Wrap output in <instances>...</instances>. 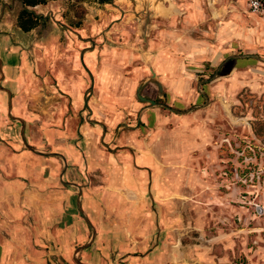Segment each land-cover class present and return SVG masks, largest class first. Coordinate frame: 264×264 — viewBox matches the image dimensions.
Instances as JSON below:
<instances>
[{
	"label": "rangeland",
	"instance_id": "1",
	"mask_svg": "<svg viewBox=\"0 0 264 264\" xmlns=\"http://www.w3.org/2000/svg\"><path fill=\"white\" fill-rule=\"evenodd\" d=\"M5 2L12 0H0V12ZM9 5L0 19V49L7 47L4 60L19 64L14 78L3 66L8 80L1 85L18 86L14 116L26 121L29 144L103 160L98 170L85 161L83 169H74L64 155L69 175H62L60 156L35 153L20 133L0 132V155H13L11 149L33 155L32 166L18 167L25 180L9 183L39 177L43 192L59 193L53 200L64 206L57 216L66 221L78 211V191L65 181L81 185L83 194L85 188L86 198L97 196L104 185L135 186L134 171L131 179H118L124 173H118L117 163L126 164L127 157L143 170L138 183L147 203L152 201L147 210L153 227L145 219L143 230L151 226L154 235L180 234L188 250L185 262L191 264H264V210L259 208L264 205V14L253 12L247 0H48L30 7L43 18L24 32L17 24L22 3ZM82 7L80 18L76 12ZM84 49L93 91L81 61ZM229 58H236L237 66L218 75ZM107 84L114 99L104 102ZM140 87L158 104L139 100ZM7 107L8 93L0 87V122L11 132L14 120ZM14 123L21 129L20 121ZM82 124L90 127L87 134L80 131ZM51 129L63 130L61 142L71 148L50 142L45 135ZM6 135L22 146H13ZM48 192L42 199H52ZM72 195L73 206H66ZM76 219L88 225L80 212ZM90 238L91 233L75 241L72 251ZM61 245L58 241L55 248L62 251ZM59 253L58 264H77L72 255L66 262ZM79 258L89 264L82 254Z\"/></svg>",
	"mask_w": 264,
	"mask_h": 264
},
{
	"label": "crops",
	"instance_id": "2",
	"mask_svg": "<svg viewBox=\"0 0 264 264\" xmlns=\"http://www.w3.org/2000/svg\"><path fill=\"white\" fill-rule=\"evenodd\" d=\"M6 50L7 47L0 49V59L3 58ZM2 61H4L5 72L8 73V70H10L11 78H14L13 68L19 63L10 57L7 60L3 58ZM3 79H5V75ZM3 79L0 80L2 81ZM6 80L8 79L6 78ZM107 80L108 83L113 84L112 79L108 78ZM12 84L10 86L13 96L12 113L14 115V111L18 107L16 96L18 86L16 83ZM110 87L111 85L107 84V87L103 88L102 99L104 102L114 99L109 89ZM8 113L7 107V115ZM13 120L11 132L4 129L2 122H0V132L2 134L9 132L14 135L18 133L22 135L23 125L19 129L17 123H14L19 120ZM89 128L82 124L80 131L83 134H87ZM26 130L28 131V136L30 132L27 124L25 134ZM12 136L6 135L5 138L13 144V141H11ZM45 136L49 138L50 142H55L56 145L61 143L65 149L71 148V144L61 142L63 130L51 129L46 131ZM13 138L16 140L15 136ZM17 145L22 146V143L14 141L13 146ZM38 147H40L39 144ZM10 148L14 147L8 145V149ZM21 150L13 151L11 149L10 151L14 152L13 155L7 153L0 155V264H58L61 259L60 255H57L60 254L59 252L66 258V262H69L68 258L71 255L74 258L75 250L72 251V246H75L74 242L88 239L90 233L92 238L93 231L91 230L92 232H90L88 225H82L76 219L77 213L80 212L79 209L69 214L68 220L72 221L70 224L68 220H64L62 215L57 216L60 213L58 210L64 207L57 204L58 200H53V197L59 195V193L51 194L47 190L43 192L39 185V177L33 176L31 182H29L30 177H28V182L22 183V185L19 182L17 185L9 183L11 179L25 180L24 169L18 171V167L29 163L33 155ZM56 151L60 153L62 150H51V152ZM70 152H72L69 155L70 157L64 151L61 154L67 155L68 162L73 165L74 169H83V162L85 161L86 164L98 170L103 161L99 159V155H92V153L84 155L80 153L78 155L72 150ZM115 158L116 156L112 155V162ZM140 158L141 156H136V159L139 160ZM29 164L32 166L31 163ZM117 165L116 170L118 173H124L122 176L118 175L119 181L121 179V181L125 182L127 177L131 179L130 175L134 171L135 175H137L135 186L129 185L130 187H128L124 185L125 183L119 186L104 185L100 192H98L99 190L96 191L97 196L87 195L88 198L85 196L87 193L84 188L86 194H82V205L83 208L89 210V218L94 224L97 234L92 245L83 249L79 256L82 254L83 260L89 264H191L190 262H185L188 250L182 248L184 246L182 245L180 234L169 237V233L166 230L160 234H152L150 228L154 220L153 213L147 210L151 209L152 201L147 203L145 188L138 183L143 177V170L136 166L135 161L133 163L127 157L126 164L117 163ZM64 175H69V171L66 174L64 173ZM138 176H141V178ZM47 192L52 199H42V195L47 194ZM99 194H101L100 197ZM74 196L72 195V202L70 201L69 205L66 206H73ZM134 196L136 198L132 199L131 197ZM75 204H77V199ZM145 219L146 224H151L147 231L143 230ZM77 223L81 226L80 229H77ZM58 241L62 244V251L55 248L58 245ZM53 243H56V245L54 244L55 247ZM191 251L193 250L191 249Z\"/></svg>",
	"mask_w": 264,
	"mask_h": 264
},
{
	"label": "water",
	"instance_id": "3",
	"mask_svg": "<svg viewBox=\"0 0 264 264\" xmlns=\"http://www.w3.org/2000/svg\"><path fill=\"white\" fill-rule=\"evenodd\" d=\"M14 1L15 0H12V3H14ZM18 1H20L22 3V5L25 4V2H24L25 0H18ZM2 16H3V14L0 15V19L2 18ZM84 53H85V49L81 53V61H82L84 67L87 69V71H88V73H89V75L91 77V80H92V83H91V91H93L95 78H94V75H93L92 71L86 66V63H85V60H84ZM0 72L2 74L1 79H3L4 78V71H3V61H2V59H0ZM153 76H155V73H153ZM154 81L157 83V85L159 86L160 90L162 91V84L160 82L156 81V80H154ZM0 87L3 90L7 91V93H8V112H9L8 115H9V117H11L12 119H17V120H19V121L22 122V125H23V127H22V139H23V142H24L25 146L28 149L34 151L35 153H39V154H42L44 156H60L63 159L64 163H65L64 164V168H63V173H62V175H64V173L66 171V168H67V161H66L65 156L63 154H61V153H58V152L42 151V150H39L36 147H34V146H32V145L29 144V142L27 140V137H26V134H25L26 121L23 118H21V117H15L13 115V113H12L13 96H12L11 90L8 89V88H6V87H3L1 84H0ZM137 97H138L139 100L144 101V102H149L152 105L153 104H158V102L155 99H152L150 97H147V96L142 95V93H141V87L137 91ZM85 102L87 104V102H88V96L86 97ZM65 183L66 184H72V185H74V186L77 187V189H78L77 207H78L80 213L83 215V217L85 218V220L87 221L88 225L91 227V229L93 231L92 238L86 244L77 247L75 249V251H74V261L77 264H87V263L83 262L82 260H80L79 253L83 249H86V248H88L89 246L92 245V243H93V241H94V239L96 237L97 231H96V228H95L94 224L92 223V221L90 220L89 216L87 215V213L85 212V210L83 208V205H82V194H83L82 187L80 185H78L77 183H74V182L65 181Z\"/></svg>",
	"mask_w": 264,
	"mask_h": 264
},
{
	"label": "trees",
	"instance_id": "4",
	"mask_svg": "<svg viewBox=\"0 0 264 264\" xmlns=\"http://www.w3.org/2000/svg\"><path fill=\"white\" fill-rule=\"evenodd\" d=\"M100 4L109 3L112 0H95ZM25 8L21 12L18 18V25L24 32H29L36 28L42 19L41 15L36 14L33 10L29 9L30 7L37 6L39 4H47L48 0H25ZM76 15L78 17H83L85 15V9L82 7L81 10H77ZM237 59L236 58H229L224 65L217 71L218 75H224L230 72L233 68L237 66ZM77 211V210H76ZM76 211H71L70 213H74ZM72 221L68 220L70 224Z\"/></svg>",
	"mask_w": 264,
	"mask_h": 264
},
{
	"label": "built area",
	"instance_id": "5",
	"mask_svg": "<svg viewBox=\"0 0 264 264\" xmlns=\"http://www.w3.org/2000/svg\"><path fill=\"white\" fill-rule=\"evenodd\" d=\"M247 4L253 12L264 14V0H247ZM259 208L264 210V205H260Z\"/></svg>",
	"mask_w": 264,
	"mask_h": 264
},
{
	"label": "flooded vegetation",
	"instance_id": "6",
	"mask_svg": "<svg viewBox=\"0 0 264 264\" xmlns=\"http://www.w3.org/2000/svg\"><path fill=\"white\" fill-rule=\"evenodd\" d=\"M4 4H6V6L5 7H8L7 5H9L8 3H4ZM11 6H14V3H10V5H9V8L11 7ZM23 6V8L21 9V11L19 12V14H18V17H17V24H18V18H19V16H20V14H21V12L24 10V8L26 7L25 6V4L24 5H22ZM5 7L3 8V10L0 12V15L1 14H3L4 13V9H5ZM35 7V6H34ZM13 8V7H12ZM33 8V7H32ZM32 8H29V9H31V10H33ZM34 11V10H33ZM35 12V11H34ZM36 13V12H35ZM36 14H38V13H36ZM39 15V14H38ZM42 18H43V16H42ZM42 20V19H41Z\"/></svg>",
	"mask_w": 264,
	"mask_h": 264
}]
</instances>
